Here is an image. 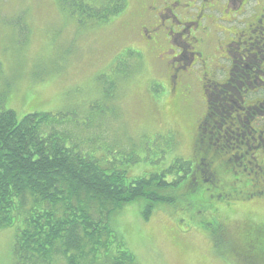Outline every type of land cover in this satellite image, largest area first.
<instances>
[{"label": "rangeland", "instance_id": "obj_1", "mask_svg": "<svg viewBox=\"0 0 264 264\" xmlns=\"http://www.w3.org/2000/svg\"><path fill=\"white\" fill-rule=\"evenodd\" d=\"M93 1L104 12L107 7L114 9L118 0H88ZM65 4L70 3L0 0V106L14 111L19 120L33 113L51 114L55 129L67 135L68 147L91 151L105 162L123 157L121 166L129 177L161 174L179 161L190 160V126L205 115L204 100L191 84L179 83L175 91L167 64L162 61L161 66L156 54L143 46L136 0H125L121 13L104 21L70 16L64 11ZM230 26L237 28L215 23V47L229 40ZM216 59L215 79L222 82L225 72L221 67L229 62ZM184 100L196 113L189 112ZM232 136L239 139L237 134ZM258 150L249 159L256 155L264 169V151ZM235 171L237 180L245 178L241 168ZM258 183L255 180L256 189ZM245 187L238 185V195L228 190L233 195L230 208L215 202L220 207L215 214L229 237L244 217L264 221V195L245 197ZM145 205V201L134 202L116 218L134 264H250L237 254L241 246L233 238L215 230L217 216L211 212L200 214L188 228L185 224L192 222L189 211L163 207L145 221ZM14 234L13 228L0 230V264H14Z\"/></svg>", "mask_w": 264, "mask_h": 264}, {"label": "trees", "instance_id": "obj_2", "mask_svg": "<svg viewBox=\"0 0 264 264\" xmlns=\"http://www.w3.org/2000/svg\"><path fill=\"white\" fill-rule=\"evenodd\" d=\"M64 1L70 3L63 7L68 15L88 18L84 20H109L125 7V0H118L114 9L107 7L103 12L94 1ZM261 57L264 51L256 58L263 60ZM242 62L237 65V77L241 74L246 84L259 80L260 73L256 72L260 71V62L253 58L247 64ZM234 80L238 90L241 83L237 78ZM169 82L177 91L176 81L169 79ZM183 103L189 112L196 113L189 102ZM207 106L205 115L190 126L193 135L190 160L179 161L150 177H129L128 170L121 166L123 157L105 162L103 156L91 151L68 147L67 135L55 129L51 114L33 113L19 120L14 111L0 106V230L15 231L11 248L14 264H134L135 258L126 247L116 218L126 206L138 201L146 202L142 212L145 221L163 207L189 211L187 217L192 222L185 224L188 228L200 214L211 212L210 215L217 216L215 226L219 227L215 230L241 246L237 254L243 261L264 264V221L257 223L244 217L235 235L229 237L219 214H215L220 212L216 200L225 208L231 207L233 195L228 190L238 195L239 184L246 186L242 188L245 197L264 195V182L257 174L261 169L258 159L253 156L254 163L248 162L257 152L258 144H252L248 153L217 144L218 140L223 144L221 136L230 140L236 126L227 113L230 107L236 110L240 106L237 96L235 104L223 97L219 99L214 83ZM246 121L244 118L241 124ZM178 131L174 133L180 137ZM232 150L236 156L230 157ZM237 168H241L245 178L236 179ZM251 170L257 172L249 175ZM196 171H202L203 175ZM255 180L260 182L257 189Z\"/></svg>", "mask_w": 264, "mask_h": 264}, {"label": "flooded vegetation", "instance_id": "obj_3", "mask_svg": "<svg viewBox=\"0 0 264 264\" xmlns=\"http://www.w3.org/2000/svg\"><path fill=\"white\" fill-rule=\"evenodd\" d=\"M137 30L149 52L156 54L158 62L168 68L169 79L191 84L198 88L207 110V96L214 89L218 98L235 104V96L240 100V106L230 107L228 117L236 122L229 139L225 136L218 146L245 151L251 150V145H257L264 151V57L259 60L264 51V0H136ZM215 23L235 24L231 27L229 40L215 47ZM136 28L133 29L135 31ZM233 30V32H232ZM218 53V56L215 55ZM229 62L222 82L217 81L215 60ZM256 59L260 62V79L244 83L241 74L237 77L238 60ZM200 67V70H199ZM199 71V72H196ZM215 72V74H214ZM200 73V77L197 75ZM234 78L241 85L238 90ZM241 80V81H240ZM232 85L235 87L233 88ZM188 88V87H187ZM232 90V93L230 92ZM236 90V91H235ZM237 114L234 115V113ZM233 113V114H232ZM245 118L246 124H241ZM256 122H260L259 125ZM256 125V126H255ZM198 130V126L196 127ZM239 133H238V132ZM227 133V132H226ZM237 134L239 139L232 135ZM251 136L253 138H251ZM231 146V147H229ZM255 160H257L255 155ZM199 165V159L196 160ZM250 165L254 163L248 159ZM255 171V170H254ZM253 170L249 175L254 173ZM257 172V171H255ZM199 176L203 172L196 171ZM260 179L264 182V169H260Z\"/></svg>", "mask_w": 264, "mask_h": 264}, {"label": "bare ground", "instance_id": "obj_4", "mask_svg": "<svg viewBox=\"0 0 264 264\" xmlns=\"http://www.w3.org/2000/svg\"><path fill=\"white\" fill-rule=\"evenodd\" d=\"M2 9V8H1ZM3 10V9H2ZM0 12H2V11H0ZM7 14V13H6ZM13 17V16H12ZM12 17L10 18V19H12ZM17 17V16H16ZM2 18V17H1ZM6 18V17H5ZM7 18H9V17H7ZM4 19V18H3ZM15 19V18H14ZM8 20V19H7ZM15 27V26H14ZM2 28V27H1ZM4 29H6V28H4ZM9 29H10V27H9ZM20 36V35H19ZM23 36V35H22ZM32 199V198H31Z\"/></svg>", "mask_w": 264, "mask_h": 264}]
</instances>
